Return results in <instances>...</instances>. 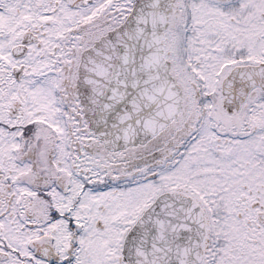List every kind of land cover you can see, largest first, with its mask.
<instances>
[{
	"label": "snow or ice",
	"instance_id": "obj_1",
	"mask_svg": "<svg viewBox=\"0 0 264 264\" xmlns=\"http://www.w3.org/2000/svg\"><path fill=\"white\" fill-rule=\"evenodd\" d=\"M0 264H264V0H0Z\"/></svg>",
	"mask_w": 264,
	"mask_h": 264
}]
</instances>
